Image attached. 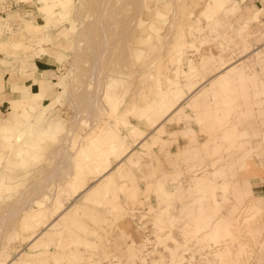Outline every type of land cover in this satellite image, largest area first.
I'll use <instances>...</instances> for the list:
<instances>
[{
    "label": "rangeland",
    "instance_id": "1",
    "mask_svg": "<svg viewBox=\"0 0 264 264\" xmlns=\"http://www.w3.org/2000/svg\"><path fill=\"white\" fill-rule=\"evenodd\" d=\"M11 1L0 49L26 54L12 74L34 78L43 56L49 71L0 114V264H264V0ZM171 81L174 109L157 104Z\"/></svg>",
    "mask_w": 264,
    "mask_h": 264
},
{
    "label": "bare ground",
    "instance_id": "2",
    "mask_svg": "<svg viewBox=\"0 0 264 264\" xmlns=\"http://www.w3.org/2000/svg\"><path fill=\"white\" fill-rule=\"evenodd\" d=\"M64 4H65V2H63L62 0H57L56 1V6L58 7V6H60V7H62V6H64ZM54 14V13H53ZM52 14V15H53ZM30 23V22H29ZM27 25V24H26ZM25 27V26H24ZM31 30V29H30ZM1 31V30H0ZM153 31V30H152ZM156 33H157V31L156 30H154ZM159 32V31H158ZM20 38V37H19ZM15 42V41H14ZM14 45V44H13ZM17 45V44H16ZM208 58V57H207ZM178 59H180V58H178ZM209 60H210V58H209ZM204 66V65H203ZM203 66H201V64H196V63H194V62H192V61H190L189 62V65H188V71H184L183 70V73H185V75H186V80L184 81L185 82V86L189 89V92H191V94L190 95H193V94H197L198 92H200V90L202 89L201 87H203L204 85H202L200 88H196L197 86H196V84H194V85H191V82L193 81V79L194 78H196V77H198V74H201V73H203L204 71L202 70V67ZM218 67V66H217ZM216 68V67H215ZM228 69V68H227ZM226 69V70H227ZM211 70H213V67H212V69ZM206 73H208V72H206ZM206 73H204L205 74V77H206ZM228 73V72H227ZM208 75V74H207ZM200 76V75H199ZM215 77V76H214ZM217 77V76H216ZM199 78V77H198ZM212 79V78H211ZM217 83H222V81H226V80H229L228 78H227V75H225V74H221V75H219L218 77H217ZM233 80V79H232ZM206 81V80H205ZM208 82V81H207ZM216 83V84H217ZM229 83H232V81H230L229 80ZM166 84V83H165ZM169 85L168 86H166L167 88H166V90H163V89H161L160 88V86L158 87L159 89L158 90H156L158 93H157V95H158V102H157V104L159 105V106H163V103H170L171 105H172V107L170 108V109H174V108H176L178 105H181V102L183 101V100H185V93H184V86H183V84L181 83V81L180 82H176V81H171V82H169L168 83ZM217 87V86H216ZM186 88V89H187ZM234 87H231L230 88V90L231 89H233ZM235 89V88H234ZM220 91V90H219ZM238 91V90H237ZM188 92V93H189ZM215 92V94L216 93H218V92H216V91H214ZM223 92V91H222ZM230 92V91H229ZM228 92V93H229ZM221 93V92H220ZM201 94V93H200ZM223 94H224V92H223ZM236 94H237V92H236ZM189 95V94H188ZM221 95V94H220ZM220 95H218V96H220ZM225 95V94H224ZM152 96V94L149 92V94H145L144 95V97H143V100L146 102V108H137V107H133V108H131L129 111H127L128 112V114L127 115H129V113H136V114H143V112H144V110L145 109H151V108H153V103H154V99H153V97H151ZM199 96V95H198ZM223 96V95H222ZM235 96V95H234ZM190 97H192V96H190ZM189 97V98H190ZM227 97V96H226ZM229 97V96H228ZM231 97V96H230ZM141 98V97H140ZM156 99V98H155ZM188 99V98H187ZM186 101V100H185ZM17 102V101H16ZM180 103V104H179ZM225 103V102H224ZM229 103V102H228ZM179 107V106H178ZM14 108L16 109V106L14 105ZM159 109H160V107H159ZM163 109V108H162ZM178 110V109H177ZM180 110V109H179ZM146 111V110H145ZM161 111H163V110H161ZM168 110H166V111H164V113H163V115H165V113L167 112ZM25 112H27V111H25ZM148 113V112H147ZM179 113V112H178ZM27 114V113H26ZM30 115V114H29ZM127 115H125V116H127ZM162 115V116H163ZM20 116V115H19ZM123 117V116H122ZM3 120V119H2ZM1 122V121H0ZM18 123H20V122H18ZM0 124H2V123H0ZM7 124H8V122H7ZM12 126H14V125H12ZM132 126V125H131ZM116 127V126H115ZM134 127V126H133ZM3 128V127H2ZM10 128V127H9ZM18 128V127H17ZM117 128V127H116ZM108 129V128H107ZM9 130V129H8ZM6 131V130H5ZM108 132H107V138L109 139V140H111V141H116V139H117V133H116V131L114 130V128H112V127H110L109 128V130H107ZM136 133V132H135ZM94 135V134H93ZM92 136V135H91ZM95 136V135H94ZM98 137V136H97ZM91 138V137H90ZM92 139H94V140H92ZM91 145L93 144V143H95L96 144V146H97V143H99L101 140L100 139H98V138H91ZM113 141V142H114ZM192 144H193V141H192ZM196 144V143H195ZM198 144V143H197ZM216 144V143H215ZM127 145H128V143H127ZM191 145V144H190ZM189 145V146H190ZM194 145V144H193ZM209 145V144H208ZM207 145V146H208ZM143 146V145H142ZM109 148V147H108ZM198 148V147H197ZM197 148H195V149H197ZM193 147H192V149L191 150H195ZM90 148L88 149H86V147L84 148V150L83 151H81V150H79V152H78V158L79 159H77L78 161L79 160H82L81 159V157H83V156H85V153H87L88 154V156H89V160H86V163L87 164H94L95 163V161H98V157H100V156H95V155H93V154H91V152H90ZM191 150H190V153H192L191 152ZM199 149H197V150H195L196 151V153L199 155V152H197ZM185 151V150H184ZM183 151V155L184 156H186V154H188L189 153V151H188V153L186 152V154H184L185 152ZM105 153H106V151H105ZM105 153H104V155H105ZM195 154V153H194ZM197 154H196V158H198L197 157ZM189 155V154H188ZM187 155V156H188ZM77 156V155H76ZM105 159H106V155L105 156H103ZM189 157V156H188ZM193 157V156H192ZM123 158H121L120 159V163H121V165L122 164H124L125 162L122 160ZM192 159V158H191ZM103 160V159H102ZM187 160V159H186ZM196 160V159H195ZM194 160V161H195ZM137 162V161H136ZM189 162V161H188ZM190 162H192V161H190ZM100 163V162H99ZM76 164V163H75ZM136 164V163H135ZM139 164V163H138ZM201 164V163H200ZM199 164V165H200ZM217 164V163H216ZM79 165H81V163L80 162H78V164H77V166H79ZM195 166V165H194ZM119 167H121V166H119ZM99 168V167H98ZM115 168V167H114ZM116 170V169H115ZM214 170V169H213ZM222 170V169H221ZM225 170H226V168H225ZM98 171V170H97ZM114 171V170H113ZM129 171V170H128ZM108 172H109V170H108ZM130 172L131 173H133V171L132 170H130ZM97 174H100V172H97ZM96 174V175H97ZM103 174V173H102ZM116 174H118V176L119 177H122V175H123V173L119 170ZM125 174V173H124ZM101 175V174H100ZM215 175V174H214ZM223 176V175H222ZM225 176V175H224ZM98 180H99V178H98ZM104 181V180H106L105 181V183L103 184V186L104 187H106L107 188V191H109V190H111L112 189V186H111V181L113 180V176H112V173L111 174H107L106 176H104L103 178H101V181ZM76 181H78V180H75L74 182H72V184H71V187H72V189L74 190V188L76 189ZM98 182V181H97ZM96 182V183H97ZM160 182V181H159ZM229 182V181H228ZM100 183V182H99ZM98 183V184H99ZM69 184V183H68ZM98 184H95V186H93V185H91V187L90 188H86L85 186H84V184H83V187L81 188V190H84L83 191V195H85V194H87V191H92V189H96V186L98 185ZM230 183H228V185H229ZM227 184H225V189L227 188V186H226ZM68 186V185H67ZM82 186V185H81ZM69 189L71 190V188L69 187ZM86 189V190H85ZM125 189V188H124ZM228 189V188H227ZM129 191H130V188H129ZM71 193H72V191H70ZM76 192V191H75ZM115 192V191H114ZM116 193V192H115ZM82 194V193H81ZM71 195H73L74 196V194H71ZM111 196V195H110ZM135 197V196H134ZM79 198H80V196H79ZM77 199V198H76ZM37 199H35V201H36ZM204 201V200H203ZM31 202V201H30ZM29 202V203H30ZM112 201H110V203H111ZM33 203V202H32ZM37 203V202H36ZM35 204V203H34ZM43 205V203L42 202H39V206H41V208L43 207L42 206ZM119 205V204H118ZM30 206V205H29ZM32 206V205H31ZM219 206V205H218ZM217 206V207H218ZM113 207V206H112ZM40 208V207H39ZM44 210V209H43ZM213 210V209H212ZM14 211H16V210H13V213H16L17 214V212H14ZM44 211H46V210H44ZM95 211V210H94ZM39 212V211H38ZM41 212V211H40ZM47 212V211H46ZM12 213V214H13ZM14 215V214H13ZM30 215L31 214H29V215H27L24 219H25V223H26V221H29L30 220ZM190 215V214H189ZM192 215V214H191ZM33 216V214L31 215V217ZM45 216V215H44ZM192 217V216H191ZM24 221V220H23ZM24 223V222H23ZM24 223V224H25ZM27 224H28V222H27ZM31 225V224H30ZM39 235H41V234H39ZM37 237H39V236H37ZM35 239H37V238H35ZM42 239V238H41ZM40 240V239H39ZM39 240H37V241H39ZM34 241V240H33ZM36 240L34 241V244L37 242ZM46 242H47V239H46ZM19 262V261H18ZM9 263V262H8ZM22 263V262H21ZM34 263V262H33ZM11 264H16V261L15 262H12Z\"/></svg>",
    "mask_w": 264,
    "mask_h": 264
},
{
    "label": "crops",
    "instance_id": "3",
    "mask_svg": "<svg viewBox=\"0 0 264 264\" xmlns=\"http://www.w3.org/2000/svg\"><path fill=\"white\" fill-rule=\"evenodd\" d=\"M0 50H1L0 51V114L1 115L3 114L2 111L4 109L10 110L7 113V117L3 118L4 120L17 115V110L14 108V105L16 106V108L22 107L21 99L19 96L20 94L31 92L35 95V92L42 93L45 91L46 88H44V90L41 88L46 87L47 82L46 81L44 82V80H42L43 78L41 77L40 74L49 71L47 68L49 64L46 63V61H43L44 56L40 58H34L33 62L35 64V68L34 71L32 72V74H34V78L33 76L32 78L30 77L31 73L23 76L19 74H12L13 70L10 67V61L7 59H9L10 57H15V55L19 57H26V54L23 55L22 54L23 52L17 54L6 47ZM34 79L37 80V83H34ZM40 101L41 100L38 99V97H35V102H34L35 105H32V107L33 106L37 107ZM5 135L6 138L10 136V134L9 135L5 134Z\"/></svg>",
    "mask_w": 264,
    "mask_h": 264
},
{
    "label": "built area",
    "instance_id": "4",
    "mask_svg": "<svg viewBox=\"0 0 264 264\" xmlns=\"http://www.w3.org/2000/svg\"><path fill=\"white\" fill-rule=\"evenodd\" d=\"M15 7V5L13 4V1H7V3L3 4L0 6V15H5V13L9 10V9H13Z\"/></svg>",
    "mask_w": 264,
    "mask_h": 264
}]
</instances>
